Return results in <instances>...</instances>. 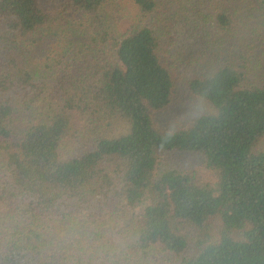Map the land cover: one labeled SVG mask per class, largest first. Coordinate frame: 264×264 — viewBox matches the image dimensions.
I'll list each match as a JSON object with an SVG mask.
<instances>
[{
  "label": "trees",
  "instance_id": "16d2710c",
  "mask_svg": "<svg viewBox=\"0 0 264 264\" xmlns=\"http://www.w3.org/2000/svg\"><path fill=\"white\" fill-rule=\"evenodd\" d=\"M203 1L0 0V264H264V0Z\"/></svg>",
  "mask_w": 264,
  "mask_h": 264
},
{
  "label": "rangeland",
  "instance_id": "374dc122",
  "mask_svg": "<svg viewBox=\"0 0 264 264\" xmlns=\"http://www.w3.org/2000/svg\"><path fill=\"white\" fill-rule=\"evenodd\" d=\"M205 1L200 3L203 8ZM207 12L209 13V11ZM244 21L247 20L245 19ZM181 23L187 25L184 26L185 28L179 26L173 34L176 44L168 54L170 60H176V58L180 57L184 59L195 55L203 48L205 43L201 28L197 23L193 26L187 21H182ZM182 74L183 76H179L177 82L173 103L158 115V120L164 127H176L183 123H188L212 110L211 104L196 99L189 92L187 84L192 74L187 70H182ZM115 243L124 247L129 244L128 241L120 238H116Z\"/></svg>",
  "mask_w": 264,
  "mask_h": 264
}]
</instances>
